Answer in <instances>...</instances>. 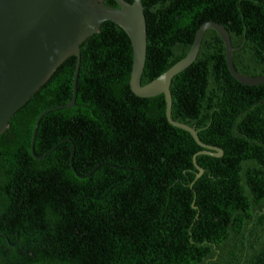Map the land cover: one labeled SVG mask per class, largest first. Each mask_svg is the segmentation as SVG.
I'll list each match as a JSON object with an SVG mask.
<instances>
[{
    "label": "trees",
    "instance_id": "1",
    "mask_svg": "<svg viewBox=\"0 0 264 264\" xmlns=\"http://www.w3.org/2000/svg\"><path fill=\"white\" fill-rule=\"evenodd\" d=\"M140 1V85L181 60L206 22L227 31L236 73L264 74V0ZM74 64L65 59L0 134V264H264V83L234 81L221 40L203 33L169 85L170 119L222 151L196 155V177L202 149L166 122L163 96L130 92L120 28L104 22L80 44L74 103L59 108Z\"/></svg>",
    "mask_w": 264,
    "mask_h": 264
},
{
    "label": "water",
    "instance_id": "2",
    "mask_svg": "<svg viewBox=\"0 0 264 264\" xmlns=\"http://www.w3.org/2000/svg\"><path fill=\"white\" fill-rule=\"evenodd\" d=\"M114 6L103 0H0V134L6 129L14 113L52 75L68 57L75 58L72 75V95L66 105L71 108L75 98V81L79 64V46L95 34L102 23L110 22L120 28L128 38L131 65L128 80L130 92L137 98H152L162 95L164 117L174 128L188 133L202 149L192 156V165L198 172L195 156L209 155L218 158L222 151L199 142L195 131L170 119L171 79L188 68L194 61L203 33L210 29L222 42L224 63L234 81L244 86L264 83L260 77H247L235 72L231 62L232 52L227 31L219 24L206 22L196 30L187 54L168 70L145 85L140 77L145 60L146 31L143 7L140 0H111ZM31 136L30 149L38 120ZM32 153V150H30ZM36 158L35 156H33Z\"/></svg>",
    "mask_w": 264,
    "mask_h": 264
}]
</instances>
